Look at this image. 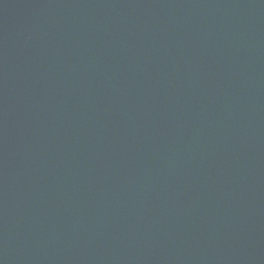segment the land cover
<instances>
[{
	"label": "water",
	"instance_id": "95a60500",
	"mask_svg": "<svg viewBox=\"0 0 264 264\" xmlns=\"http://www.w3.org/2000/svg\"><path fill=\"white\" fill-rule=\"evenodd\" d=\"M0 264H264V0H0Z\"/></svg>",
	"mask_w": 264,
	"mask_h": 264
}]
</instances>
